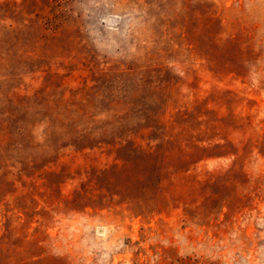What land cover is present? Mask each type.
Returning a JSON list of instances; mask_svg holds the SVG:
<instances>
[{
	"label": "rangeland",
	"instance_id": "374dc122",
	"mask_svg": "<svg viewBox=\"0 0 264 264\" xmlns=\"http://www.w3.org/2000/svg\"><path fill=\"white\" fill-rule=\"evenodd\" d=\"M0 264H264V0H0Z\"/></svg>",
	"mask_w": 264,
	"mask_h": 264
}]
</instances>
